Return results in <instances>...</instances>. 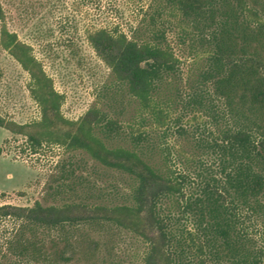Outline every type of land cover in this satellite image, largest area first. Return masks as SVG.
Masks as SVG:
<instances>
[{
  "label": "trees",
  "instance_id": "16d2710c",
  "mask_svg": "<svg viewBox=\"0 0 264 264\" xmlns=\"http://www.w3.org/2000/svg\"><path fill=\"white\" fill-rule=\"evenodd\" d=\"M135 14L84 27L128 106L69 120L0 0V45L40 107L32 123L0 115V126L34 153L70 155L45 202L0 205V264L263 263L264 0H150Z\"/></svg>",
  "mask_w": 264,
  "mask_h": 264
},
{
  "label": "rangeland",
  "instance_id": "374dc122",
  "mask_svg": "<svg viewBox=\"0 0 264 264\" xmlns=\"http://www.w3.org/2000/svg\"><path fill=\"white\" fill-rule=\"evenodd\" d=\"M150 0H3L9 27L32 45L34 54L64 95L62 114L77 120L93 105L114 109L128 100L110 82V68L88 42V24L119 23L128 27ZM178 53L180 38L171 34ZM29 73L0 45V115L20 124L39 119L40 107L29 90ZM35 131L36 128H29ZM0 205L45 202L47 182L57 162L70 156L62 147L44 145L32 152L27 136L0 126ZM79 159H85L82 154ZM89 167H92L88 165ZM91 172L92 168L88 169ZM97 183L113 173L83 172ZM116 180V179H115ZM260 230V229H259ZM254 231L259 232L258 228ZM131 264H139L131 261ZM264 264V261L263 263Z\"/></svg>",
  "mask_w": 264,
  "mask_h": 264
}]
</instances>
